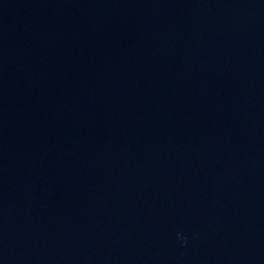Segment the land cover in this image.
Listing matches in <instances>:
<instances>
[{"label": "water", "instance_id": "water-1", "mask_svg": "<svg viewBox=\"0 0 264 264\" xmlns=\"http://www.w3.org/2000/svg\"><path fill=\"white\" fill-rule=\"evenodd\" d=\"M0 264H264V0H0Z\"/></svg>", "mask_w": 264, "mask_h": 264}]
</instances>
